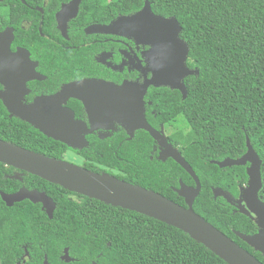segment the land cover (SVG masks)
Instances as JSON below:
<instances>
[{
  "label": "trees",
  "instance_id": "16d2710c",
  "mask_svg": "<svg viewBox=\"0 0 264 264\" xmlns=\"http://www.w3.org/2000/svg\"><path fill=\"white\" fill-rule=\"evenodd\" d=\"M145 2L153 14L178 22L179 38L189 48L187 67L198 71V75L185 78L187 98L178 100L174 109V118H181L189 130L178 147L179 153L201 186L193 211L264 264V258L234 234L251 236L256 225L212 193V189H221L234 200L239 198L240 188L248 181L249 164L219 168L212 162L241 158L248 138L262 162L258 196L264 203V0H83L82 12L96 19L116 20L140 11ZM18 6V12L31 13L20 1ZM9 7L10 0L0 3V30L12 26ZM0 141L56 160L68 150L59 144L45 145V136L10 118L1 102ZM150 142L147 134L139 132L112 149L90 142L83 153L103 154L97 164L125 172L118 177L120 181L186 207L175 190L179 181L194 187L192 178L168 157L153 158ZM29 179L45 183L56 206L49 235L65 237L63 246L71 256L92 253L96 264H226L175 228L86 197L85 203L77 204L67 199L71 193L63 188L37 177L29 176L26 181ZM26 205L30 208L20 211L19 220L42 218L38 207ZM57 221L63 224L56 225Z\"/></svg>",
  "mask_w": 264,
  "mask_h": 264
},
{
  "label": "flooded vegetation",
  "instance_id": "af4514ba",
  "mask_svg": "<svg viewBox=\"0 0 264 264\" xmlns=\"http://www.w3.org/2000/svg\"><path fill=\"white\" fill-rule=\"evenodd\" d=\"M18 1L24 9L35 13L18 12ZM27 1L10 0L12 26L0 30L2 33L7 28L11 29L13 36L9 53L0 56L4 58L2 64L6 67L3 70L4 77L13 82L30 79L24 84L28 92L23 97V104L29 105L40 97H53L68 85L87 82L62 104L63 108L73 113L76 121L91 131L83 135L87 147L93 142L112 149L121 146L125 140L129 141L126 130L131 121L129 116L139 112L133 107L139 105L141 100H134L135 95L130 96L129 92L114 94L101 91L94 84L104 83L116 88L126 83L137 87L147 84L152 78L147 57L150 47L137 44L126 34L120 36L102 29L115 19H96L87 15L82 12L83 0L78 7L71 4L73 0H29L33 4L40 3L35 6ZM142 95V112L148 126L179 152L178 147L188 137L189 130L181 118H174V109L178 100L187 98V92L183 98L179 91L148 85ZM139 132L150 138L153 158L162 160L167 157L163 147L144 130H134L131 140ZM45 139L48 140L45 142L47 146H66L47 136ZM86 148H68L59 155L60 160L116 179L125 174L98 165L103 154L90 156L83 153ZM29 176L32 175L0 163V264H96L92 253L71 256L68 247L63 246L65 237L49 235L52 220L48 214L49 205L43 208L42 204H33L24 199L21 202L12 200V205L7 206L3 201V196L12 198L22 189L37 192L53 202L54 213L56 206L45 183L31 179L26 181ZM66 197L77 204L85 203L82 196L74 193ZM26 203L38 207L42 215L40 220L18 219L21 210L30 208ZM60 223L63 224L62 221L55 224ZM258 232L257 228L253 235Z\"/></svg>",
  "mask_w": 264,
  "mask_h": 264
},
{
  "label": "water",
  "instance_id": "95a60500",
  "mask_svg": "<svg viewBox=\"0 0 264 264\" xmlns=\"http://www.w3.org/2000/svg\"><path fill=\"white\" fill-rule=\"evenodd\" d=\"M81 1L73 0L71 4L78 7ZM102 29H107L108 32L120 36L126 34L137 44L150 47L147 57L149 59L148 71L152 74V78L147 84L137 87L126 83L121 88L104 83H95L94 85L101 91L114 94L129 92L130 96L135 95L134 100H141L139 105L133 107L135 111L139 110V112L129 116L131 121L126 127L129 140H131L134 130H144L163 147L166 156L192 178L194 187L186 186L179 181V188L175 190L177 196L184 200L186 207L175 204L157 193L117 180L109 175L95 174L71 163L48 158L2 141H0V163L61 187L70 193L134 212L175 228L188 235L193 241L203 245L226 264H262L244 248L238 246L195 214L193 204L201 190L197 176L178 150L167 144L164 138L152 130L144 118L142 94L148 85L179 91L184 98L186 94L184 79L198 75L196 69L190 70L187 67L189 48L179 38L181 27L178 22L174 18H162L153 14L150 4L145 2L140 11L129 16H120L108 27H102ZM12 40L11 29L7 28L0 33V56L9 53ZM2 61L4 58L0 57V86L2 87L0 100L9 117L19 119L32 126L43 136L59 141L69 149L82 150L86 148L87 142L83 135L91 131L76 121L73 113L63 108L62 104L71 93L78 91L88 83L68 85L53 97H40L33 103L25 105L23 97L28 91L24 84L30 79L25 78L20 82L6 79L3 75V70L6 67ZM246 149V153L237 160L225 159L223 162H212L219 168L249 164L246 169L248 181L244 187L240 188L239 198L234 200L221 189H212V193L214 198H223L227 203L235 206L239 213L253 221L259 230L256 235L247 236L238 232H234V234L264 258V203L259 200L258 196L262 188V162L250 145L248 138H246ZM2 198L7 206L12 205V200L21 202L24 199L33 204H42L43 208H48L49 205L48 214L52 219L54 204L42 194L22 189L12 198L5 196Z\"/></svg>",
  "mask_w": 264,
  "mask_h": 264
}]
</instances>
